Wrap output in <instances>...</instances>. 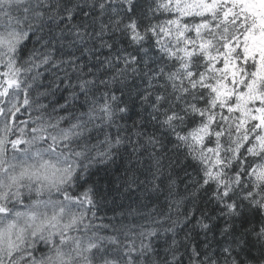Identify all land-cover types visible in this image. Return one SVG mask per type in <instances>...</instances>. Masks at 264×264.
Returning <instances> with one entry per match:
<instances>
[{
    "label": "snow or ice",
    "instance_id": "1",
    "mask_svg": "<svg viewBox=\"0 0 264 264\" xmlns=\"http://www.w3.org/2000/svg\"><path fill=\"white\" fill-rule=\"evenodd\" d=\"M0 264H264V0H0Z\"/></svg>",
    "mask_w": 264,
    "mask_h": 264
},
{
    "label": "trees",
    "instance_id": "2",
    "mask_svg": "<svg viewBox=\"0 0 264 264\" xmlns=\"http://www.w3.org/2000/svg\"><path fill=\"white\" fill-rule=\"evenodd\" d=\"M99 176H100V177H104V172L101 171V172L99 173ZM104 215H108V216H110V215H111V212H110V211H108L107 213H105V212H101V216H104Z\"/></svg>",
    "mask_w": 264,
    "mask_h": 264
}]
</instances>
